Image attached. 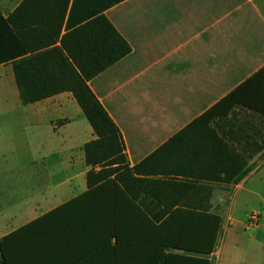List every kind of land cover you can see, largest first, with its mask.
Returning a JSON list of instances; mask_svg holds the SVG:
<instances>
[{"label":"crops","instance_id":"1","mask_svg":"<svg viewBox=\"0 0 264 264\" xmlns=\"http://www.w3.org/2000/svg\"><path fill=\"white\" fill-rule=\"evenodd\" d=\"M0 15V264H264V0H0ZM99 16L131 47L87 84L135 198L89 187L97 136L73 92L25 105L16 79L24 61L33 87L64 84L65 37Z\"/></svg>","mask_w":264,"mask_h":264},{"label":"trees","instance_id":"2","mask_svg":"<svg viewBox=\"0 0 264 264\" xmlns=\"http://www.w3.org/2000/svg\"><path fill=\"white\" fill-rule=\"evenodd\" d=\"M0 19H2L1 15ZM63 45L75 68H71L67 81L60 87H50V84L33 87L24 78L29 71L25 67V62L20 61L15 64L21 100L27 105L63 89L72 91L97 136L96 140L84 147L87 165L93 168L103 167L97 173L94 171L88 173L89 187L114 185L122 192L126 190L135 198L129 189V184L138 181L134 176L136 169H131L127 163L121 133L87 84L99 73L127 56L131 52V47L105 16L96 17L75 29L65 37ZM245 174L246 172L237 179L224 178L223 181L239 182ZM127 199L130 200L128 197ZM144 213L154 220L161 221L169 214V219L177 218L179 212L164 211L155 214L151 210H146ZM220 225L219 215L210 211L200 214V248L207 255L214 251ZM204 236L205 246H203ZM206 264H210L209 260Z\"/></svg>","mask_w":264,"mask_h":264},{"label":"built area","instance_id":"3","mask_svg":"<svg viewBox=\"0 0 264 264\" xmlns=\"http://www.w3.org/2000/svg\"><path fill=\"white\" fill-rule=\"evenodd\" d=\"M259 215L257 214H252L249 219V224L253 226H258L259 225Z\"/></svg>","mask_w":264,"mask_h":264},{"label":"rangeland","instance_id":"4","mask_svg":"<svg viewBox=\"0 0 264 264\" xmlns=\"http://www.w3.org/2000/svg\"><path fill=\"white\" fill-rule=\"evenodd\" d=\"M100 169L103 168L102 166H98Z\"/></svg>","mask_w":264,"mask_h":264}]
</instances>
